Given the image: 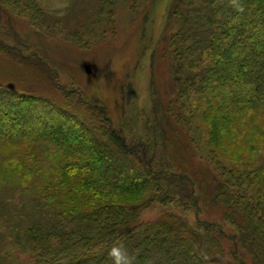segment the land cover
<instances>
[{
	"label": "trees",
	"instance_id": "16d2710c",
	"mask_svg": "<svg viewBox=\"0 0 264 264\" xmlns=\"http://www.w3.org/2000/svg\"><path fill=\"white\" fill-rule=\"evenodd\" d=\"M93 4L112 19L114 0ZM239 4L172 1L153 59L169 78L160 98H173L149 119L145 140H128L77 89L47 82L58 98L0 81V264H16L18 253L31 255L20 264H113L118 243L132 264H222L224 238L238 264H264V0ZM11 15L41 28L49 17L33 0H0V56L39 76L45 65L27 53ZM173 120L203 155L196 173L228 230L184 216L199 215L203 197L169 158ZM150 209L159 215L143 220Z\"/></svg>",
	"mask_w": 264,
	"mask_h": 264
},
{
	"label": "rangeland",
	"instance_id": "374dc122",
	"mask_svg": "<svg viewBox=\"0 0 264 264\" xmlns=\"http://www.w3.org/2000/svg\"><path fill=\"white\" fill-rule=\"evenodd\" d=\"M33 1L49 17L44 28L32 26L24 17L11 15L10 19L18 38L28 45L27 53L35 52L45 70L41 73L37 69L38 76L0 56V81L11 88L24 85L40 94L58 98L50 86L53 81L67 89H77L87 100L101 103L112 126L121 129L128 140H145L148 127L152 126L149 119H158L166 103L173 98L170 94L160 98L164 90L170 91L169 78L161 61L157 57L153 59L156 52L158 54L173 0H114L113 16L109 21L97 17L93 0ZM81 26L85 27L84 36L79 37L82 44L76 45L73 36ZM85 66L90 68V73H86ZM3 67L12 69L7 71ZM16 68L22 74L20 70L17 73ZM157 98L159 112L154 109ZM145 121H148L147 126ZM171 125L179 135L166 129L170 140L168 156L180 170L193 176L197 192L203 197L198 203L199 215H196V209L188 208L190 210L184 212V216L191 225H195L198 216L200 220L223 224L228 230L222 220V206L211 200L212 187L204 182L202 173H196L205 164L203 155L188 147L184 131L174 120ZM69 138L65 141L69 142ZM159 212L160 209L147 210L142 219H154ZM233 244L223 239L222 264H238L232 256ZM30 259V254L18 253L16 264Z\"/></svg>",
	"mask_w": 264,
	"mask_h": 264
},
{
	"label": "clouds",
	"instance_id": "9594fccd",
	"mask_svg": "<svg viewBox=\"0 0 264 264\" xmlns=\"http://www.w3.org/2000/svg\"><path fill=\"white\" fill-rule=\"evenodd\" d=\"M232 5L238 11L243 10L240 7L239 0H232ZM109 257L111 258L113 264H132V259L122 243H118L110 249Z\"/></svg>",
	"mask_w": 264,
	"mask_h": 264
},
{
	"label": "water",
	"instance_id": "95a60500",
	"mask_svg": "<svg viewBox=\"0 0 264 264\" xmlns=\"http://www.w3.org/2000/svg\"><path fill=\"white\" fill-rule=\"evenodd\" d=\"M86 73H90V68L88 66H85Z\"/></svg>",
	"mask_w": 264,
	"mask_h": 264
}]
</instances>
